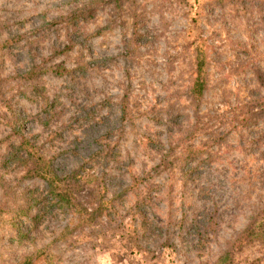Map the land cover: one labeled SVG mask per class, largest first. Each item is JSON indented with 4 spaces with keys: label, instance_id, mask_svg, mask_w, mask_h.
<instances>
[{
    "label": "clouds",
    "instance_id": "9594fccd",
    "mask_svg": "<svg viewBox=\"0 0 264 264\" xmlns=\"http://www.w3.org/2000/svg\"><path fill=\"white\" fill-rule=\"evenodd\" d=\"M0 25V264H264V0Z\"/></svg>",
    "mask_w": 264,
    "mask_h": 264
},
{
    "label": "rangeland",
    "instance_id": "374dc122",
    "mask_svg": "<svg viewBox=\"0 0 264 264\" xmlns=\"http://www.w3.org/2000/svg\"><path fill=\"white\" fill-rule=\"evenodd\" d=\"M0 27H2V25H0ZM3 33L2 32H0V35H2ZM2 64H0V70H2ZM31 87H39L40 85H38L36 82H32L31 83V85H30ZM3 224V222L1 221L0 222V225H2Z\"/></svg>",
    "mask_w": 264,
    "mask_h": 264
},
{
    "label": "trees",
    "instance_id": "16d2710c",
    "mask_svg": "<svg viewBox=\"0 0 264 264\" xmlns=\"http://www.w3.org/2000/svg\"><path fill=\"white\" fill-rule=\"evenodd\" d=\"M1 222V221H0Z\"/></svg>",
    "mask_w": 264,
    "mask_h": 264
}]
</instances>
